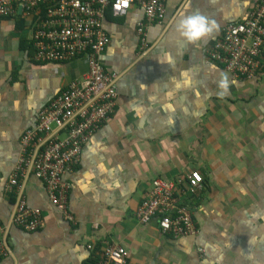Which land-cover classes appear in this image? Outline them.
Listing matches in <instances>:
<instances>
[{
	"label": "crops",
	"instance_id": "obj_1",
	"mask_svg": "<svg viewBox=\"0 0 264 264\" xmlns=\"http://www.w3.org/2000/svg\"><path fill=\"white\" fill-rule=\"evenodd\" d=\"M254 1L189 0L188 12L219 24L197 45L174 38V13L185 0H164L163 23L148 28L145 47L138 8L122 18L105 14L101 61L115 76L116 106L62 175L71 221L29 169L18 191L5 192V184L23 133L87 67L82 59L35 63V16L16 6L0 19V264H94L109 245L124 248L129 264H264V54L250 80L234 79L206 55L226 25L247 19ZM192 171L203 179L184 201L195 235L174 238L155 220L137 222L153 180L175 182ZM20 198L43 216L35 232L12 223Z\"/></svg>",
	"mask_w": 264,
	"mask_h": 264
},
{
	"label": "built area",
	"instance_id": "obj_2",
	"mask_svg": "<svg viewBox=\"0 0 264 264\" xmlns=\"http://www.w3.org/2000/svg\"><path fill=\"white\" fill-rule=\"evenodd\" d=\"M31 21L32 60L37 64L66 63L82 59L87 72L81 81H72L36 117L32 129L20 138L19 158L6 184L5 192L19 190V178L27 169L45 185L51 204L71 221L67 211L68 187L62 180L65 172L77 166L82 145L113 115L117 90L115 76L102 64L109 39L103 29L106 13L125 17L138 8L143 21L136 34L142 47L146 32L164 20V0H0V19L11 17L15 7ZM45 7L43 13L41 8ZM264 54V0H255L247 19L224 27L206 52L212 64L222 66L234 79L250 80ZM62 132L59 138L57 132ZM203 185L199 172L173 181L155 179L148 196L141 201L135 218L140 225L155 220L162 234L174 238L196 234V227L185 200L197 194ZM39 209L23 199L16 204L12 223L24 232L43 226ZM2 225L0 224V233ZM1 251V247H0ZM94 264H129L127 252L118 245L106 246L97 253Z\"/></svg>",
	"mask_w": 264,
	"mask_h": 264
},
{
	"label": "clouds",
	"instance_id": "obj_3",
	"mask_svg": "<svg viewBox=\"0 0 264 264\" xmlns=\"http://www.w3.org/2000/svg\"><path fill=\"white\" fill-rule=\"evenodd\" d=\"M185 5L174 13L173 34L175 39L184 41L188 45H197L219 30L216 20L205 17L197 12H188Z\"/></svg>",
	"mask_w": 264,
	"mask_h": 264
}]
</instances>
